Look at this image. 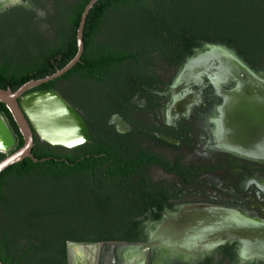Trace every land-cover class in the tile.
Masks as SVG:
<instances>
[{"label":"trees","instance_id":"trees-1","mask_svg":"<svg viewBox=\"0 0 264 264\" xmlns=\"http://www.w3.org/2000/svg\"><path fill=\"white\" fill-rule=\"evenodd\" d=\"M89 1L77 0L75 4L59 1V8L72 14L69 27L58 28L59 21L53 37L38 34L37 48L23 56L0 53V87L17 90L25 82L46 77L65 66L78 51V28ZM142 1L99 0L87 16L85 51L81 61L60 78L43 83L34 90L55 88L60 91L58 83L65 78L77 79V82L94 79L102 85V88L96 86L97 93H92V98L96 97L94 111L105 113L117 102L127 110L130 96L125 91L131 84L135 83V88L145 85L147 90L155 79V76L147 74L151 67H166L172 62L178 66L181 58L192 47L201 46L204 40L234 46L253 68L264 66V0H181L183 3L168 0L164 4L168 8L166 14L152 12L148 20L150 33L146 35L134 32L130 35L131 31L121 34L117 25H112V30L106 29L113 14L131 3ZM20 12L31 14L26 10ZM139 70L144 72V76ZM86 96L91 98L88 93ZM0 110L15 132L18 149L24 144L23 135L5 103L0 102ZM95 119L104 122L108 117L103 115ZM93 132L95 147L83 145L80 161L76 159L62 164L57 160L36 162L27 157L2 172L0 258L3 262L69 264L67 242L71 240L143 241L146 236H143L138 224L144 218L152 216L157 219L162 215L160 211L148 213L147 210L153 205L161 204V208L162 202L169 198L170 188L177 189L179 193L187 186L184 165L177 164V177L165 179L161 186L145 187L138 197L119 196L113 200L95 197L99 189L105 188H100L101 184L114 189L117 181H109V186L106 179L90 182L85 178L75 179L74 176L137 174L141 161H94L96 153L110 150L104 136H98L94 129ZM36 137L33 154L39 159L50 156L51 153L40 143L38 134ZM5 155L0 153V160ZM155 162L165 167L168 173L173 172L171 161H145L143 165L147 168ZM30 183L35 189L27 193L25 187ZM24 191L27 194H23ZM28 195L34 199L33 206L23 205L22 200H26ZM4 216L8 220L5 225L2 224ZM226 257L231 258L232 254L225 255L220 262L207 256L195 264H223Z\"/></svg>","mask_w":264,"mask_h":264},{"label":"flooded vegetation","instance_id":"flooded-vegetation-1","mask_svg":"<svg viewBox=\"0 0 264 264\" xmlns=\"http://www.w3.org/2000/svg\"><path fill=\"white\" fill-rule=\"evenodd\" d=\"M44 1L16 0L8 9L0 10V22L18 18L40 22L45 28L39 35L47 38L53 37L56 34V23L59 21L58 28L70 26L72 14L64 13L63 9L59 8V1L68 3L70 0H52L50 12L42 8ZM76 1L74 0L71 4H75ZM25 10L31 11V14L20 12ZM223 44L227 45L220 41L204 40L201 46L192 47L191 51L181 58L178 66L176 62H172L166 67H151L152 69L147 74L155 76V79L152 84L148 85L147 90L144 88L145 85L135 88V83L126 89L125 94L130 96L127 110L121 108L117 102L110 110H105V113L94 111L93 103L96 97L93 99L92 93H97L96 86L100 84L94 79L79 82L76 81L77 79L60 80L76 82L74 85L80 89L74 87L69 92L65 89L60 92L85 118L92 137L85 143L74 147L53 145L39 137L45 150L51 153L45 161L57 160L63 164L79 160V157L83 156L84 150L82 149L85 147L83 145L95 147L93 129L98 136H104L110 150L96 153L94 161L97 159H100L99 161H141L137 174L74 176L75 179L85 178L90 182L106 179L109 186L111 183L109 181H117L113 186L114 189L109 188L105 183L101 184L100 188H103L101 186L105 188L99 189L95 197L110 200L119 196L138 197L145 187L162 185L161 182L165 179H161L157 172H164L169 179H173L177 177L175 169L177 164L184 165L186 170L184 180L187 186L184 190L177 193V189L170 188L169 198L162 202L161 208H159L160 204V206L153 205L147 210L148 213L160 211L162 212L161 217L144 218L138 224L139 229L143 230V236H146L145 240H108L102 242L103 244L109 242L144 243L148 241L151 230L156 227L157 221H160L164 214L175 213L185 206L199 203L241 207L264 221V131H260L258 136L257 134L250 136L256 132L253 130L248 140L242 138L237 141L223 132L222 124L225 121L219 108L226 106L229 93L236 85V81L231 78L223 82L216 77L219 74L220 60L217 55L211 57L210 53L213 46ZM234 48L238 52V49ZM215 49L218 50L217 47ZM253 69L259 72L264 69V66ZM138 72L144 76L143 71ZM86 93L91 98L86 96ZM99 114L107 116L108 120L103 122L95 119L103 116ZM217 129H220L219 132ZM36 134L34 130L35 143ZM145 161H171L173 172L168 173L169 171L159 162L152 163L146 168L143 165ZM124 180L126 183H122ZM134 187L137 189L135 190ZM148 253L144 264L170 263L169 258L166 260L165 256L159 253L152 251ZM229 254H232V257H226L223 264L240 263L239 257L243 255L240 254L239 242L227 241L217 245L196 258L193 263L188 262L187 264H195L197 260H203L207 256L220 262L225 259V255ZM141 258H143L141 255H137L136 264ZM262 259L264 260L263 256H255L248 264H264Z\"/></svg>","mask_w":264,"mask_h":264},{"label":"water","instance_id":"water-1","mask_svg":"<svg viewBox=\"0 0 264 264\" xmlns=\"http://www.w3.org/2000/svg\"><path fill=\"white\" fill-rule=\"evenodd\" d=\"M3 1L5 3L0 5V10L8 9L16 0ZM98 1L90 0L86 5L77 33L78 51L65 66L58 68L46 77L29 80L17 90H13L11 87H0V102L7 105L24 138V144L14 150L17 145L15 132L10 127L6 115L0 110V152L6 153L5 157L0 160V175L9 166L21 162L27 157H31L36 162L47 159L46 157L39 159L32 152L35 145L34 130L42 140L53 145L74 147L91 139L92 133L85 118L57 89H34L43 83L60 78L81 61L85 51L84 30L87 16ZM220 47L231 51L235 61L241 67L236 68L231 64L222 69L226 79L231 78L236 81L234 89L229 93L228 100L231 105L226 106L229 109L228 118L230 119V125L225 124L226 135H230L234 141L242 138L248 140L249 134L253 130L256 132L250 136L253 134L258 136L260 131H264V104L254 101L258 98L255 95L264 94V91L262 92L257 85L264 84L262 76L264 69L259 72L253 69L234 47L225 44ZM50 96L57 103V108L59 106L63 112L74 118L81 128V134L69 137L70 140H67L66 135L71 134L67 132H63L64 136L60 134L64 129L63 121H61L62 115L58 109L50 108ZM30 99L40 103L44 115L48 120L52 119L50 120L53 125H49L52 130L49 132H42L29 112L27 102ZM243 103L245 106L241 105ZM48 135L54 137L51 138ZM150 234L148 241L144 243L109 242L103 244L100 241H68V263L103 264L105 249L115 248V252H112L115 264H121L125 260L130 264H136L137 255L143 257L138 259L137 264H144L150 251L165 256L166 260L169 258L170 263L168 262V264H187L188 262L193 263L205 252H209L217 245L227 241L239 242L240 254L243 256L253 258L263 255L264 257V221L254 217L241 207L211 203L185 206L175 213L164 214ZM118 249L120 250L117 251ZM0 264L6 263L0 258Z\"/></svg>","mask_w":264,"mask_h":264},{"label":"rangeland","instance_id":"rangeland-1","mask_svg":"<svg viewBox=\"0 0 264 264\" xmlns=\"http://www.w3.org/2000/svg\"><path fill=\"white\" fill-rule=\"evenodd\" d=\"M51 2L52 0H45L44 2H42V8L50 12ZM73 2L74 0H70V4ZM165 3H168V0H144L135 4L131 3L130 5L125 6L121 11L111 16L110 25L107 26L106 29L112 30V25H117L116 28L119 26L118 30H121L119 32L121 34H124L125 32L128 33L129 31H131L129 33L130 35L133 34V32L136 35H146L150 33V28L148 27V20L152 15V12H156L157 14H166L168 12L166 11L168 8L164 7ZM179 3L183 2L180 0ZM44 28L45 27L42 25V23L30 21L25 18L1 21L0 53H4L7 55L16 53L17 56H23L24 54L35 50V48H37L38 46V42L40 39L38 34L43 32ZM75 83L76 82L70 83L69 81H60L58 83V87L60 90L65 89L66 92L71 91V89H73L74 87L80 90L76 85H74ZM58 92L62 95L60 91ZM82 93L84 92L82 91ZM65 99L67 100V98ZM157 173L160 174L161 179H169L166 173ZM33 185V183H30L28 186L25 187L27 193L33 192V190L35 189H33ZM27 193L25 192L23 194ZM22 202L24 206H33L34 199L30 195H28L26 197V200H22ZM7 223L8 220L4 216L2 218V224L5 225ZM238 264L240 263L238 262Z\"/></svg>","mask_w":264,"mask_h":264},{"label":"bare ground","instance_id":"bare-ground-1","mask_svg":"<svg viewBox=\"0 0 264 264\" xmlns=\"http://www.w3.org/2000/svg\"><path fill=\"white\" fill-rule=\"evenodd\" d=\"M3 2L5 3V1L0 0V5ZM216 47L218 48V50L215 49ZM216 55L218 56V58L220 60L219 74L216 75V77L219 80H221V81L224 82L225 79H226V76L224 75V73L221 72L222 71L221 69H223V67H225V66L228 67V66H230L232 64L236 68H241V67H239L238 62L235 61V59L233 57V53L231 51H228L225 48H222L220 46H213V49H212V51L210 53V56L211 57H215ZM262 76L264 77V74ZM257 85L259 86V88L263 92L264 91V84L263 83H259ZM260 89H258V90L260 91ZM256 96L258 98H256L254 101L257 102V103L264 104V94L263 95L262 94L255 95V97ZM33 100L34 99L28 100V102H27V108H28L29 112L31 113V115L33 116L34 120L36 121L37 125L40 127L41 131L44 132V133L49 132L50 130H52L51 129L52 127H50V126L53 125V122H51L52 119L49 118V120H48L47 117H46V115H44L43 108H42L41 104L38 103V102H36V101H33ZM49 103H50V105H49L50 108H56V109H58L60 111L61 115H62L61 121H63L64 129H63V131L61 130V133L60 134L63 135V132H67L68 134H71V135H66V137H68L67 140H70L69 137H71L73 135L81 134L80 133L81 128L77 124V122L74 120V118L72 116H70V114H68L66 112H63V110L60 109L59 106L57 108V103H55L54 98L51 97V96H50V99H49ZM227 104H230L231 105V103L229 102V100H227ZM227 104H226V106H228ZM241 105L242 106H245L244 103L241 104ZM226 106H224L223 108H221V107L219 108V110L221 112V115L224 118V121H227V122H223V124H222V126L224 127L223 128V132L225 134H226L225 124L228 123L230 125V122H228V120H230L228 118L229 117L228 116L229 109H227L228 107L226 108ZM231 111H232V113H234V111H233L232 108H231ZM54 125H55V123H54ZM218 127H219V124H218ZM219 130L217 129L218 132H219ZM48 136L51 137V138L54 137L52 135H48ZM119 250L120 249H118L117 251H119ZM112 252H115V248H113L112 250H108L107 248L105 249V251L103 252V259H102L103 264H115V259L113 257ZM239 259H240L239 260L240 261V264H248L251 258L250 257H246V256H242V257H239ZM121 264H130V262L127 261V260H125Z\"/></svg>","mask_w":264,"mask_h":264}]
</instances>
